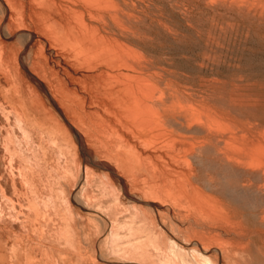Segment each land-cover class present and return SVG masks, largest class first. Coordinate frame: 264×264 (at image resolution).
<instances>
[{"label":"bare ground","instance_id":"obj_1","mask_svg":"<svg viewBox=\"0 0 264 264\" xmlns=\"http://www.w3.org/2000/svg\"><path fill=\"white\" fill-rule=\"evenodd\" d=\"M143 1L145 0L141 1L143 3V7L142 3H139V0H134V2L132 0V3L130 4L131 6L129 7L128 4L131 1L127 3V0H0V8L2 9L1 13H3L2 16L4 18H14L13 16H15V20L13 19V22L18 23L16 24L17 26L13 24V22H10L11 20L8 21L9 23H12L13 28H17L19 25V30H17V28L15 29L17 31H13V28L10 27V24H8L9 26L7 28H9V30L6 31V33H8L11 28V31L13 32H9L6 37L2 34L4 36V41H8V39L13 35L25 36L27 38L25 39L28 41L27 47L29 51H27L31 54L29 65H24L26 63L21 64L18 61L20 58L24 57V53L21 49L22 46L17 47L16 49L19 48L18 50H14L11 45L10 46L12 48L8 46V44H5V42L2 41V37L0 36V82L2 81L5 86L8 87L3 88V86L0 85V264L100 263L96 262V257L91 258L87 255V249L84 248L85 246L83 244L89 242L88 239H90V237L88 238V235L84 233L80 237L77 236L74 218L71 216V207L68 200L65 198V191L63 192L61 190L62 187H58L59 184H54L52 181L53 179L57 180L56 177H58L59 173L61 175H68L71 173L70 168L72 167H75V169L78 168L79 170V165L81 163L79 162L80 158L79 160L77 159V152L75 153V150H77L76 146V149H74L73 146H71L72 149L69 148L70 143L68 138L71 137L68 136L69 131L67 130V133L63 131L61 122L51 111L44 107L43 103H41L39 100L40 97L32 92L28 86V82L25 79L26 75L24 74L28 72L33 77V70H36V72L38 70L39 74L42 72L44 74H42V77H47V79L50 80L52 84H54L56 91L61 94V98L63 97L66 99L68 103H71L72 105L77 104V106H86L87 104L86 107H88L89 110H86L87 113L85 110H83L82 112H84V114L81 116L87 121V126L84 124L87 131L86 136H89L96 143V146L99 143L102 144L100 145L102 148L107 141L108 143L112 141L111 144H116L118 149L115 150V146L112 148L119 153L116 155L114 152V154L111 155L112 150L110 151L108 148L110 153L107 152L109 153L108 155L105 152L106 156L110 157L111 155L112 158L113 155H116V157L114 156L115 161L118 159L121 166H123V168L127 171L128 176L131 179L129 180L131 182V187L136 189L141 194L142 201H158L159 203L155 214H151L149 211L144 209L134 208L132 214L130 215L131 218L125 222H120L118 220V215L124 211V207L121 204V193L125 190V185L123 184L127 185L130 182L127 180L128 183H123L122 179H118L117 181H120V185L116 186L115 183H113L114 181H111L110 175H104V177L101 178L102 180L100 179L99 182L101 183V186L99 188L101 195L106 194L113 200L111 206L107 209L108 212L112 214V220L106 242V244L109 245L110 253L124 258L123 260L126 259L145 264H233L231 259L234 258L231 256L233 254L235 255V253H238V251L243 250L244 247H248L244 246L246 245L244 243H248L250 239H253L252 236H249V238L251 237L250 239L247 236L248 241L243 243L242 241L232 239L234 236L228 238V234L224 231V233L217 232L216 234H209L207 231L205 233L206 225L204 224L206 223L204 222H208L207 225H210V228H213L211 226H214V228H217V230H219L218 227H221L222 225L221 229L223 230V227H225L224 225H226L225 228H228L227 225L233 226L234 222L239 223L241 220L239 222L235 221L236 218L233 217V219H235L232 221L230 219V213H228V216V214H226L228 211L226 213L223 211L225 206L222 209V205L220 204L219 207L217 203H213L214 205H211L212 202H215L216 200L213 199L212 201L210 199V196H213V194L208 193L209 195L207 196V193L203 194V190L201 193L202 195H199L200 192L198 193L196 190L197 188L194 187L198 182L195 183L192 177V172L194 169L193 166L196 165V163L194 164L193 162L195 160H202V157L207 153H213L214 156L216 155L218 158L219 156H223L228 162H234L237 159H241L246 164L251 165L254 163V165L258 164V166H264V157L261 156L262 154H258V148L252 147L250 145L251 143L254 144L255 142H251L249 144L254 136L249 139L248 137L250 135L248 136V133H245L244 138L247 137L246 140L249 139L250 141L247 143V141L243 138L244 141H246L243 142L247 143L250 147H252L253 150V152H250L249 150H247L249 151L247 152L245 149H247L249 146H247V144L244 146V143L241 140H238L239 138L237 139L238 133L236 134V132H238V129L234 126L235 124L233 125L230 122H226L225 120L228 118H226V116V119L223 118V114L215 112L212 107L207 108L203 107L202 104L200 105V95H198V99H196L200 101V107L197 104V101H195V103L198 107L193 106L191 102H193V100L197 97L193 98L191 96L192 98H190L188 94L193 91L192 89L194 87V83H192V85L190 84L192 89L189 88V90H187L189 85L186 86V91H192L190 93H184L180 88L182 85L176 86L177 83L175 84L174 82L175 85L173 86L172 84L174 79L171 78V83L169 80L171 76L169 75L170 77H166V70L169 71V69H166L164 66L161 68L157 65L156 60L147 57L149 55L145 56L143 51L141 52L138 47L136 48L134 47L135 45L133 46L135 43L134 41L137 40L136 43H138L139 40L142 39H139L140 37H138L137 33V28L143 25L141 22L144 20L142 19V16V18L140 17V15L143 13L145 15L149 13L147 11H143V13L140 12L142 8V10L145 9V2ZM146 2H149V0ZM149 3L151 4V2ZM261 3H263V1ZM139 4H141V9H138ZM248 4L249 1H247V5ZM154 7L155 6H153V8ZM154 10L155 9L152 11L154 12ZM157 11L158 8H156L155 12L156 14H159ZM185 12L187 13V11ZM156 14L153 13L152 15L154 17L156 16L155 18L158 17L160 20V17L163 14L160 13L161 15L159 16ZM2 16L0 20H2ZM186 16L188 17V15L185 14V17ZM146 17L147 16L144 18L147 19ZM154 17L153 19L152 17L151 19L148 17L149 22L151 23H149L150 26H148L149 30L153 27H151V25L152 22L154 23ZM209 21L211 20L209 19ZM139 23H141V26ZM144 23L147 22L144 20ZM158 23H160V21H158ZM147 24L144 25L147 26ZM161 24L163 25L164 21H162ZM211 24L212 23H210V25ZM215 24L216 23H214V25ZM224 24L226 23L224 22ZM28 25H32L34 28L31 29V27H26ZM136 25H138L137 28H135ZM166 25L165 28H168L167 30H169V27ZM2 26L1 28L4 29ZM23 26L25 27L23 28ZM226 27H224V29ZM134 29L136 30L134 31ZM218 29L219 28L216 30ZM222 29L223 28H221V30L219 29L221 33L223 32ZM167 30L165 32H167ZM210 30H208L209 34ZM4 31L2 30V32ZM145 31L147 32L146 29ZM140 32L142 31L140 30ZM158 32L159 31H157V33ZM206 34L207 33H205V35ZM170 35L172 34L170 33ZM15 37H17V40H19L18 36ZM208 37H210V35ZM216 38L215 41H209L216 43ZM20 39H22V37ZM25 39L23 38V40ZM144 39H142L140 43H142ZM149 40L150 38H147V41ZM208 44L206 41V45ZM13 46L14 48L16 47L15 45ZM213 46L211 49H213ZM27 51L25 49V60L30 56H27L29 53L26 55ZM156 58L157 57H155V59ZM158 60L160 59L158 58ZM73 62L77 63L80 68H83V72L80 71L81 73H79L78 69L73 66ZM165 62L167 64L168 61ZM170 64L172 65L173 63ZM168 65L169 64H167V66ZM201 65L202 64H200V66ZM173 69H171L169 73L172 72ZM177 72L179 75L180 71L178 70ZM182 74L180 73L179 77H181ZM61 75H66L70 78L68 81H64V78L63 76L61 77ZM187 75L189 74H186V77ZM175 76L172 77L175 78ZM188 77L191 78L190 75ZM176 78L174 81L179 80L178 76ZM182 80H184V78L181 79V81ZM69 81L71 84L73 82L76 83V81H78V83H82V86L89 88L92 91V94H88L87 97L86 94L83 95L82 92H78L81 88L77 91L76 88L72 89L70 86L73 87L75 83L70 85L68 84ZM179 82L180 81H178V83ZM196 86L197 85H195V87ZM182 87L184 88V85ZM199 88H201V86ZM206 90L210 93L209 89ZM26 91H28L27 94ZM202 91L204 90L202 89ZM186 94L188 97L185 96ZM211 94H213V92ZM205 96L201 95L202 99ZM211 96L209 97L212 98ZM188 98H190V103L192 105L189 103L190 100ZM213 99L214 98H212V101ZM240 100L242 101V99ZM240 100H238V104L240 103ZM236 101L237 100L235 99L234 94H231L228 98V106L234 107L236 105ZM245 102L249 101L247 100ZM207 103L205 104L206 106ZM94 104L100 105V107H103L107 110L111 109L112 112L110 113L112 114L110 115L115 117L112 118L111 116V118L115 119L114 121H117V123L113 121L114 124H111L112 122L109 119L110 116L107 114L108 111L105 113L103 108H101L103 113H101V111L99 113L98 110L100 108L97 110L99 106L96 108L95 106L92 107ZM211 104L213 105V103ZM242 104H245V106L247 105L246 103ZM252 104L253 103L251 102V105ZM221 108H218V110ZM223 110L225 109L223 108ZM228 113H230V111ZM86 121H84V123H86ZM246 123L247 122L244 124ZM249 125L253 124L250 123ZM29 127H33L42 136L47 135L49 137V144H43L42 142L40 145H37L31 135ZM243 127L248 129L245 125ZM251 127H249L250 131ZM240 134H242L241 131ZM256 134L261 135L262 133L258 132ZM260 135H257V137H260ZM45 138L42 140L44 141ZM238 141H241L242 144L240 145L241 142L238 143ZM255 141L256 147L257 144L262 146V144L259 143L260 141L258 143L257 140ZM111 144L109 143L108 147L113 146ZM73 145H75V143ZM239 145H243L242 148L246 152L245 154H241V152L239 153ZM95 148L98 149L97 147ZM104 150H107L106 147H104ZM49 151L50 154H53L55 157L52 158L56 160V165L54 164L53 167L49 165ZM263 151L264 150H262V152ZM55 160L53 161L55 162ZM199 162L198 164H201V162ZM225 162L226 161H224V163ZM116 163L118 164V162ZM120 164H118V166ZM223 167L225 169V166ZM228 167L229 165L227 163V168ZM82 169L84 171L85 182L82 184L83 186L81 185L80 191H78L79 193L77 194L78 196L80 194L82 199L95 201L94 199L97 200V197L94 195L95 193L93 194V191H89L90 184L93 185V183L90 182L91 178L89 177V167L84 166ZM198 170L200 169L198 168ZM51 171L53 172L51 173ZM47 172H50L52 176L54 173L55 178H49L47 176ZM248 175H250L249 172ZM69 176V181L66 184L67 186L65 185L64 181V183H61L65 185V188L69 185L68 189L72 191L71 188L73 187L71 186L72 184L75 186V177L71 178V175ZM234 176L237 175L234 174ZM71 179L74 182L70 181ZM79 179L81 178L79 177ZM192 179L194 181V186L192 184ZM258 179L259 178H257V180ZM206 182L204 183L207 185L209 182ZM230 182L228 183L230 184ZM233 182H235V180ZM256 182L259 183V181ZM196 186L199 189L198 184H196ZM248 187H246V189ZM211 188L214 189L213 186H211ZM230 189L232 190V188ZM222 190H224V188H222ZM223 192L226 193V191ZM223 192L221 191V193ZM204 195H206V197ZM208 197V201L206 200L205 202L203 199H207ZM229 197L232 198L231 195ZM200 198H202V202L204 201L203 204H200L199 202V204L197 203L198 200L201 202ZM220 198L223 199L225 196H221ZM230 198L226 199L225 202H231ZM248 198L250 199V196H248L246 199L249 200ZM235 199H237V197H235ZM254 201L255 200L251 201L250 203H253ZM208 202H211L209 203L210 205H208ZM225 202H223V204ZM86 203L88 204V202ZM257 203L253 205L255 206ZM229 205L231 207V203ZM229 205H226L227 208ZM236 205L239 206L240 204H235V206ZM250 205L249 206L252 211L254 207L252 208L253 205ZM233 207H231V210L234 209ZM246 207L248 208V205ZM237 208L234 210L239 211L240 209L237 210ZM175 210H177L178 213H175ZM259 210L262 211V208ZM251 211L247 214H251ZM246 212L243 213L246 214ZM243 213L242 211L239 213L237 212L239 215L236 214V216H241ZM231 215L233 216L232 212ZM255 215H257V213ZM257 216L261 217V214H258ZM206 219H209L210 223L208 220L206 221ZM245 221L244 225L247 222ZM220 222L221 225L219 224ZM216 224H219V226H216ZM240 225L242 226V223L239 224V226ZM234 227H236V224ZM250 227H254V224L252 223ZM231 228L233 230V227ZM239 228L236 227L234 230L241 232ZM243 228L244 227H242V229ZM262 228H264V226H262ZM254 230L251 229V231ZM259 230H257V232ZM238 231L236 232L239 235L240 233ZM175 232H177V235H182L183 240H179L178 238L180 243L177 241V236L174 235ZM250 232L248 234H250ZM228 233H230V229ZM258 235H256L254 238H257ZM238 238L240 239V237ZM256 243L257 240L255 241V244ZM248 244L251 245L252 243ZM252 245L249 247L250 249L255 247L254 245L252 247ZM262 247L264 248V246ZM89 248L90 247H88V249ZM255 248L254 251L258 249ZM90 249L87 252L91 253ZM93 249L96 248L94 247ZM245 249L243 251L247 252ZM36 253L39 254L38 259ZM252 256L254 257L255 255ZM236 262L238 263L239 260ZM236 262L234 263L237 264ZM239 263L242 264V261Z\"/></svg>","mask_w":264,"mask_h":264},{"label":"rangeland","instance_id":"obj_2","mask_svg":"<svg viewBox=\"0 0 264 264\" xmlns=\"http://www.w3.org/2000/svg\"><path fill=\"white\" fill-rule=\"evenodd\" d=\"M130 1L127 0V3L130 2L128 4L129 7L131 6L130 4L132 3V0H130ZM141 1L142 0H139V3H142ZM146 1L147 0L143 1V2H145L144 3L145 9L142 10L143 9L142 8L143 7V3H142V7H141V4H139L138 9L142 8L140 10V12H142V13H143V11L144 12L145 11L149 12L146 15L144 13L143 14L140 13L141 14L140 17L142 16L143 18L142 17L141 18L144 19L148 24L150 23L149 22V18L151 19V17H152V19H153V17H154L152 14L153 13L156 14V12H155L156 8H158V11H157V12H159V14L157 13L158 16L161 15V14H163V15L165 14V15L164 16L162 15L160 17V20H159L158 17H157L158 20H157V18H155L156 16L154 17V20H153L154 23L152 22V25H151V27L153 26L154 28L152 27L153 29L151 28L150 29L151 31L148 29L149 28L148 26H150L151 23L148 25L147 23H144V20L142 22L140 21L143 25L147 24V26L144 25V29H143V25L141 26V23H139L141 27H138V25H139L138 24V25H136L135 28H137V27L140 28V29L137 28L138 37H140L139 39H141V38L142 39L145 38V39L142 42L143 44L140 43L142 41V39L141 40L138 39L139 40L138 43H136L137 40L134 41L135 43L133 44V46L135 45L134 47H136V48L138 47V49L141 52L143 51L145 56L149 55L147 57H150V58H153L154 60H156L157 65L160 66L161 68H163L162 66H164L166 69H169V71H171V69H173V67H174L173 71L170 72V73H169L168 70H166L167 73H168V74L166 73V77H170L171 76L170 79H169L171 81V78H173L175 80V78L178 76L179 80L174 81L172 79L173 80V84H172L173 86L176 83H177L176 86H180V85L183 86L184 85V88L182 86L180 87L181 90H183L184 93L185 92L186 93H188V92L190 93L192 90L194 91V92L192 91L190 94H188V96L190 98H192V97L193 98L197 97V98H195L194 100L192 99L193 102H191L190 98H188L190 100V101L188 100L189 103L191 102L194 107H198L196 105L195 101H197L198 105H199V102L201 101L200 105L202 104L203 107H207V108L208 107H210V108L212 107L215 112L222 113L224 115L223 116L221 114L223 118H225V116H226V118H228V119L225 120V121L226 122H230L233 125L235 124L234 126L238 129V132H236V134L238 133V137H237V139L239 138L238 140H241L242 142L244 141V139L246 140L247 137L244 138L245 133H248L247 134L248 136L250 135L248 137L249 139L254 136V138H252L253 140L251 139V141H250L248 139L246 141H247V143H248V141H250L249 144L251 142H255L256 143L255 140H257V143L260 141L259 143L262 144V146L257 144V147H256L255 143L254 144L251 143L250 145L252 147L258 148L257 149L258 150V154H262L261 156L264 157V151L262 152V150H264V148H263L264 147V144H263L264 141H261V140H264V138H263L264 137V102H263L264 101V14H263L264 13V0H210V1L209 0H176V1L175 0H149V2H151V4L149 2H146ZM247 1H249L248 5H247ZM259 1H261V2L263 1V3L259 2ZM133 2H134V0H133ZM146 4H147V6H146ZM153 6H155V7L153 8ZM152 8L155 9L154 12L152 11L153 10ZM181 9H182V11H181ZM211 9H214V10H211ZM1 10L2 9L0 8V14H1L0 15V19H1V16L3 14V13H1ZM150 11H152V12H150ZM185 11H187V13H189V14H187ZM182 12H185V13H182ZM195 12H196V14H195ZM185 14L188 15V17L187 16L185 17ZM220 14L222 15V17H221ZM144 15L147 16L146 17L147 19L144 18L145 17ZM215 15H217V16H215ZM13 17L15 18V16H13ZM3 18L4 17L2 16V20H0V36L2 37V41H4V36L6 37L9 32L11 33L13 31L19 30V25H18V27H17L18 29H17L16 27H14V28L12 27V23H9L10 20H11L10 22H13L14 18H12V17L4 18V19ZM161 18H162V20H161ZM187 18H188V20H187ZM218 18H221V19H218ZM155 19H156V21H155ZM209 19L211 21H209ZM217 19H218L219 23H218ZM229 19H231V20H229ZM4 21H5V23H4ZM150 21H152V20H150ZM158 21H160V23H158ZM162 21H164V24H163L164 26L161 24ZM224 22L226 24H224ZM166 23H167V25H166ZM186 23H188V24H186ZM210 23H212L213 25L212 24L210 25ZM214 23H216L215 24L216 26L214 25ZM8 24H10V27L13 28V29L11 28L13 31H11V29H10V31L8 33H6V31L9 30V28H7L9 26ZM13 24L16 25L18 23H16V22L14 23L13 22ZM155 24H157V25H155ZM29 25L26 26V27H31V29L34 28L32 25L31 26H29ZM165 25L169 27V30L174 31L176 34L174 32H172V31L167 30L168 28H165ZM220 25H222L224 27L227 26V27L224 29V27H222ZM231 25H233V26H231ZM1 26L4 27L5 31H4L3 28H1ZM189 26H190V28H189ZM24 27L25 26H23V28ZM145 27H147V28H145ZM170 27H171V29H170ZM229 27H231L232 29L229 28ZM174 28L177 29L178 31L175 30ZM217 28H219L220 30H221V28H223L224 30L222 29L223 32L221 33V31L219 29L216 30ZM15 29H17V30H15ZM25 29H27V28H25ZM145 29L147 30V32L145 31ZM207 29L208 30L211 29L214 33L210 30L209 31L210 34H209ZM2 30L5 33L2 32ZM135 30L136 29H134V31ZM140 30L142 32H140ZM148 30H149V32H148ZM153 30H155V31H153ZM166 30H167V32H165ZM157 31H159V32L157 33ZM168 31L172 35H170V33ZM203 31L205 33H207L208 36L210 35V37H208L207 34L205 35V33ZM227 31H229V32H227ZM139 33H141V34L143 33V34L141 35ZM197 34H199V35H197ZM15 36H18L19 40H17V37H15ZM1 37H0V39H1ZM21 37H22V39H20ZM214 37L215 38L217 37L216 38L217 39L216 43L215 42L214 43L211 42L212 40L215 41ZM23 38L25 39L26 37L25 36H19V35H13L11 38L8 39V41L5 40L4 42H5V44H8V46L11 45L14 50L17 47L22 46L21 49H22L23 53L25 54V49H26V51L28 50V47H27L28 41L26 40L27 38L25 40H23ZM147 38L148 39L150 38L151 41L150 40H149L150 42L147 41ZM209 40H211V41H209ZM144 41H145V43L147 42L148 44L147 43L145 44ZM206 41H207V44L210 42L209 43L210 45L209 44L206 45ZM22 42H25L26 44L22 43ZM217 44H218V46H217ZM13 45H15L16 47L14 48ZM141 45H143V46H141ZM211 45L212 46L214 45L213 49H211L212 48ZM18 49H16V50H18ZM28 51H27L26 55L29 53ZM146 51H147V53H146ZM151 51H152V53H151ZM24 54H23V56L25 57ZM151 55H152V57H151ZM153 55H154V57H153ZM206 55H207L208 58L206 57ZM27 56H29V58H28L29 60L26 58V60H27L26 61L24 59V57L21 56L22 58H20V60L18 62H20L21 64L26 63L24 65H27V64L29 65L31 54L29 53ZM161 56H163L164 58L161 57ZM155 57H157V58L155 59ZM172 57H174V58H172ZM158 58L160 60H158ZM161 58H162V60H161ZM205 58H207V59H205ZM164 60L169 62V63L167 62V64H169L168 66H167V64H166V62ZM170 63H173L172 65H174V66H172ZM200 64H202V65L200 66ZM73 66L78 69L79 73L83 72L82 71L83 68H80L77 63L73 62ZM180 69L181 70L183 69V70L181 71ZM178 70L180 71L179 75H178V72H177ZM34 71H35L36 74L34 73ZM174 72H176L177 74L174 73ZM180 73L181 74L182 73L183 74H185V73L189 74L191 78H189L188 77L189 75H187V77L189 78V80L187 81L188 78L186 77V74L185 75L182 74L181 77H179ZM32 74H33V77L28 72L26 74H24V75H26L25 79L27 80V82H28L27 84L30 87L31 91L34 92L35 94H37L40 97L39 100H40L41 103H43L44 107L47 110L51 111L57 117V119L61 122V126L63 127V131H65L66 133H67V130L69 131L68 132V136H71V137L68 138L69 143H70V147L69 148L72 149L71 146H73L74 149L77 148V150H75V153L77 152L76 153L77 154L76 155L77 159L79 160V158H80V160H79V162L81 163L79 165L80 172H79L78 168L75 169V167H72V168H70V172L71 173H69L68 175L67 174H62L61 175L59 173L58 177H56L57 180L53 179L52 181H53L54 184H57V185L59 184L58 187H60V188L62 187L61 190L63 192L65 191L64 192L65 193V198L68 200V202L70 204V207H71V211H72L71 212V216H72V218H74V225H75V230H76L77 236L80 237L84 233V234L88 235L87 236L88 238L90 237V239H88L89 242H86L85 243L86 245L83 244L85 246L84 248H86L87 251H89V249L91 248L90 249L91 253L86 251L87 255L89 257H91V258L96 257V259L95 258L94 259L96 260V262H98V263L100 262L99 264H145V263H138L136 261L134 262V261L126 260V259L123 260L124 258H121L120 256H118L116 254L110 253L109 245L106 244V242H107V234L109 232L110 224H111V220H112L111 219L112 218L111 217L112 214H110V212H108L107 209L111 206L113 200H112L111 197H109L106 194L105 195L104 194L101 195V191H100V188H99L101 186V183L99 181H100V179L102 177H104V175H108V176L110 175L111 181H114L113 183H115L116 186L120 185V181H117L118 179L119 180L122 179L123 183H125V182L128 183V181L131 180L129 178V176H128L127 171L123 168V166H121V164L118 161V159H116V161H115L114 156L116 157V155L119 153V152H117L115 150H117L118 147L116 146V144L115 145L111 144L112 141L109 142L111 145H113V146L110 145L111 147H108V145H109L108 141L106 142L107 144L103 143L105 145V146L103 145V148L100 147V145H102L100 143L99 144L97 143L98 145L96 146L95 145L96 143L89 136H86L87 135V133H86L87 131H86L85 127L87 126V121L84 120V117H81L82 114H84V112H82L83 110H85L86 113L89 110V108L86 107L87 104H86V106L85 105L77 106V104L72 105L71 103H68V101L66 99H64L63 97L61 98V94H59V92L56 91V89L54 87V84H52V82L50 80H48L47 77H44V76L42 77V74H43L42 72H40V74H39L38 70H37V72H36V70H33ZM62 76L64 78V81H68L69 78H70V77H68L66 75H61V77ZM172 76H175V78L172 77ZM198 77H199V79H198ZM183 78H184V80L181 81V79H183ZM193 78H195V79H193ZM214 80H215V82H214ZM178 81H180L182 83H180V82L178 83ZM186 81H187V84H186ZM194 81H196V82H194ZM49 82H51V83H49ZM174 82H175V84H174ZM74 83L75 82H73L71 84L70 81L68 82V84H70V85H73ZM171 83H172V81H171ZM192 83H194V87L192 86L193 89L190 87L192 85ZM0 85L3 86V88H8L7 86H5V84L2 81L0 82ZM50 85H52V86H50ZM82 85H83L82 83H78V81H76V83L73 86L74 88L72 86H70V87L72 89L76 88V91L81 88L78 92H80V93L82 92L83 95L86 94L87 97H88V94L91 95L92 91L89 88H86L85 86H82ZM188 85H189V87H188L187 90H189V88H191L192 89V90L190 89L191 91H186V88H187L186 86H188ZM195 85H197V86L195 87ZM200 86H201V88H199ZM199 89H201V90H199ZM202 89L204 91H202ZM206 89H209L210 93ZM197 90H199V91H197ZM88 91H90V92H88ZM204 92H206V93H204ZM212 92H213V94H211ZM27 93H28V91H26V94ZM231 94H234V97L237 100L236 101V105L234 107L228 106V98H229V96ZM198 95H200L199 96V100L200 101L196 100V99H198ZM201 95L202 96L206 95L205 97H203V99H204V101H206V99L208 101V99H209L208 103H207V101L206 102L203 101ZM185 96L188 97L187 94ZM209 96L214 98L213 101H212V98H210ZM238 98L242 99V101L240 99H238ZM246 98H247V100L249 102H245V101H247ZM238 100H240L239 102L241 104L240 103L238 104ZM251 102L253 103L252 105H251ZM206 103H207V106L205 105ZM211 103H213V105ZM242 103H246L247 105H250V106H247V105L245 106V104H242ZM200 105H199V107H200ZM214 105H215V107H214ZM94 106H95V108L99 106L97 108V110L100 108L98 110L99 113H100V111H101V113H103V111H105V113H106V111H108L107 114H109V116H110L109 119L112 122L111 124H114V122H115L114 120L115 119H112V118H115V117L113 115H110V114H112V113H110V112H112L111 109L107 110V109H105L103 107H100V105H97V104L92 105V107H94ZM216 106H219V107H216ZM221 106H222V108H221ZM29 107H30V105H29ZM85 108H88V109H85ZM101 108H103V111H102ZM218 108H221V109L218 110ZM223 108L225 110H223ZM215 109H217V110H215ZM109 110H111V111H109ZM77 111H79V112H77ZM223 111H224V113H223ZM229 111H230V113H228ZM232 114H233V116H232ZM111 116H112V118H111ZM233 118H234V120H233ZM84 121H86V123H84ZM238 121H240L242 123H240ZM60 122H59V124H60ZM245 122H247V123L244 124ZM248 122H250L253 125H249L250 123H248ZM115 123H117V121ZM242 124L247 126L248 129L243 127L244 125H242ZM248 125H249V127H251V126L253 127V128L251 127V131L249 130L250 128L248 127ZM257 126H258V128H257ZM84 128H85V130H84ZM237 129H236V131H237ZM255 129H256V131H255ZM29 130H30L31 135H32V137H33V139H34V141H35V143L37 145H40L42 142H43V144H45V143L49 144L48 143L49 137L47 135L46 136H42L33 127H29ZM240 131L242 132V134H240ZM253 131L256 132V133H258V132L260 133L261 132L262 134L261 135L260 134H256ZM239 134H240V136H239ZM257 135L258 136L260 135V137H257ZM82 136H84L85 138L82 137ZM86 137H87V139H86ZM43 138H45L44 141L42 140ZM246 141H244V142H246ZM240 142L238 141V143H240ZM242 142L240 143V145L242 144ZM74 143H75V145H73ZM247 143H244L243 145L245 146V144H247ZM240 145H239V148H240L239 153L241 152V154H243V153L245 154L246 152L242 148L243 145L242 146H240ZM75 146H76V148H75ZM114 146L116 147V148H114L115 150H113V148H112ZM247 146H249V145L247 144ZM247 146H246V148H247ZM95 147H97L98 149H96ZM104 147H106L107 150H108V148H109L110 151L112 150L111 151L112 152L111 155L114 154V152H115L116 155H113L112 158H111V155H110V157L106 156L105 152L107 153V152H109V150L105 151ZM249 147L247 149H245V147H244V149L246 151L249 150L250 152L251 151L253 152L252 147H250V148ZM260 148H262V149H260ZM118 151H120V150H118ZM249 151H247V152H249ZM102 153L105 154V155H103ZM109 153H107V154L109 155ZM49 154H50V151H49ZM49 154H48V156L51 159V160L49 159V163H50L49 165H51L53 167L54 164L56 163V160L52 158V157H54L53 154H50V155ZM212 154L213 153H207L205 156H203L202 160L201 159L199 160L201 162V164H198V162H199L198 160H195L196 162L195 161L193 162L194 164L196 163V165L193 164L194 165L193 166L194 169H193V172H192V177H193L195 183L198 182L196 184H198L199 189L196 186V184L194 186L193 179H192V184H193V186L195 188H197L196 189L197 192L198 193L200 192L199 195L202 193L203 190H204L203 194L207 193V196L209 194H213V196L212 195L210 196V199L212 201H213V199L214 200L216 199V200H215V202H212L211 205H214V204L217 203L218 207H219V204H220V205H222V209L225 206L223 211L225 213L228 211L226 214L230 213V216H231L230 219L232 221H234L235 218H236L235 221L239 222L241 220L242 222L241 221L240 222L242 223V226L241 225H240L241 227L239 226V224H241L240 222L239 223H237V222L235 223L234 222L233 226L227 225L228 228H225L226 225H224L225 227H223V230H222L221 229L222 225H221V222H220L219 224L221 225V227L219 226V224H216V226L220 227V228L218 227L219 230H217V228L215 229L214 226H211L213 228H210L209 227L210 225H207L208 222H204V223H206V224H204V225H206L205 226V233H206V231L209 234H211V233L212 234H216L217 232L218 233H224L225 232V233L228 234L227 235L228 238H230L231 236L232 237L234 236L232 239L242 241L243 243L248 241L247 236H248V238H249V236H252L253 239H250L251 238L250 237L249 238L250 242L248 241V243H252L258 249L253 247L252 244L251 245H252L253 248L250 249L249 247H251V245L248 244V243H244V244H246L244 246H248V247H244V249L245 248L247 249V250L245 249V251H247V252H244L243 251L244 249H243L241 251H238V253H235V255L233 254L231 257H233L234 259H231V262L233 264H235L234 262L239 260V262L242 261V264H246V263L247 264H264V254H263L264 248L262 247V246H264V231H263L264 228H262V226H264V220H263L264 219L263 218L264 217L263 216L264 215V213H263L264 212V203H263L264 202V187H263L264 186V174H263L264 173L263 172L264 171V169H263L264 166H261V165L258 166V164L254 165V163H252L251 165L250 164H246L241 159L240 160L237 159L236 161H234L235 163L233 161L228 162L223 156H219V158H218V156L216 157V155L214 156V154L213 155ZM208 156H209V158H208ZM52 159L55 160V162ZM222 159H223V162H222ZM50 161L53 162V163H51ZM224 161H226V162L224 163ZM116 162H118V164H120V165L118 166V164ZM202 163L203 164H207V165H203ZM209 163H211V164H209ZM227 163L229 165L228 168H227ZM221 164L223 166H225V169H224V167ZM84 166H88L89 170H90L89 177L91 179L90 178L89 179H90V182L93 183V185L90 184L89 191H91V192L93 191L92 192L93 194L95 193L94 195H95V197H97V200L94 199L95 201L82 199L80 197V194H79V196L77 194V193H79L78 191H80L81 185L85 182L84 171L82 169V168H84ZM198 168L200 170H198ZM238 169H240V170H238ZM194 170L197 173H195ZM231 170H233L234 172L231 171ZM52 172L53 171H51V173ZM74 172H76V173H74ZM248 172H249L250 175H248ZM254 172H255V174H254ZM51 173L47 172V176L49 178H53V177L55 178L54 173H53V176H52ZM77 173H78V176H77ZM233 173L236 174L238 177L234 176ZM198 174H199V176H198ZM66 175H67V177H66ZM69 175H71V178L75 177L74 178L75 179L74 185L76 187L73 186V184H72V186H71V187H73V188H71L72 191L68 189L69 185H68V187L65 188V185L69 181L68 180L69 179L68 177H70ZM59 176H60V178H59ZM194 176H195V178H194ZM244 176H246V177H244ZM79 177L81 179H79ZM242 177H244V178H242ZM253 177H254V179H253ZM77 178H78L79 181L77 180ZM206 178H208V179H206ZM255 178H256V180H255ZM257 178H259V179L257 180ZM59 179H60V181H59ZM238 179L239 180L241 179L240 180L241 182ZM215 180H216V182H215ZM232 180L233 181L235 180V182H233ZM63 181L65 182V185L62 184V183H64ZM70 181H72V179ZM76 181H78V182H76ZM206 181L209 182V183H207ZM217 181H218V183H217ZM256 181H259L260 184L258 182H256ZM72 182H74V181H72ZM204 182H206L208 186ZM220 182H221V184H220ZM228 182H230V184ZM241 183H243V184H241ZM129 184H130V186H129ZM211 184H213V185H211ZM123 185H125V190L122 191V193H121V204L123 205L125 212L123 211V213L118 215V220L120 222H125L126 220H129L131 218L130 215L132 214L134 208L144 209V210L149 211V213H151V214H155V211H156V209L158 207V204H159L158 201L157 202L153 201L154 203L152 201H148V202L147 201H142L141 194L136 189L131 187V182L128 183L127 185L126 184H123ZM232 185H234V186H232ZM211 186H213L214 189H212ZM214 186H216L218 188H216ZM229 187L232 188V190ZM233 187H234V189H233ZM235 187H237V188H235ZM246 187H248V188L246 189ZM91 188H92V190H91ZM222 188H224V190H222ZM251 188H252V190H251ZM239 189H241V190H239ZM221 191L222 192L226 191V193L223 192L224 193L223 194V193H221ZM242 191H243V193H242ZM68 192H69L70 195L68 194ZM226 195H228V196H226ZM230 195H231L232 198L234 196L237 197V199H235V197H234L233 201H232V198L229 197ZM247 195L250 196V199L248 198L250 201L246 199L248 197ZM254 195H256V196H254ZM204 196L206 197V195H204ZM221 196L222 197L225 196V198L221 199L220 198ZM259 196H260V198H259ZM78 197H80V198H78ZM242 197H244V198H242ZM202 198H200L201 202H202ZM229 198H230L231 202H229V201L225 202V200L229 199ZM208 199H209V197L207 199H203V200L206 202V200L208 201ZM252 199L255 200V201L253 203H250L251 201H253ZM245 200L248 201L249 204ZM91 201L93 202V205H92ZM86 202H88V204ZM198 202L200 204H203V202L201 203L199 200L197 201V203ZM223 202H225V203L223 204ZM227 202H228V204H227ZM235 202H237V203H235ZM257 202H259V203H257ZM209 203H211V202H208V205H210ZM230 203H231V207L235 206V204H238V205L240 204L239 206H237V205L235 206L236 208L238 207L237 210H239V209L240 210L239 211L234 210V209H236L235 207H233L234 209L231 210V207L229 205ZM255 203H257L255 205L257 208L253 205ZM261 203H263V204H261ZM250 204L253 205L252 208L254 207L253 208L254 211L253 210L251 211V209H250L251 205ZM205 205H204V207H205ZM226 205H229L230 208L229 207L227 208ZM247 205H248V208L246 207ZM259 206H260V208H259ZM261 208H262V211L259 210ZM240 211H242V213L246 212V211L247 212H246V214L243 213L244 216H243V214L242 215L240 214L241 216H236L237 212L239 213ZM250 211L252 212L251 213L252 216H251V214H247V213H250ZM231 212H232L233 216L231 215ZM175 213H178V211L175 210ZM256 213H257V215L261 214V217H258L257 215H255ZM237 215H239V214H237ZM228 216H229V214H228ZM233 217H235V218L233 219ZM237 217L240 218V219H238ZM245 218H248V219H245ZM176 219H177V217H176ZM207 220L209 221V219H206V221ZM251 220H253V221H251ZM244 221L246 222L245 225L249 226V224H250V226H251L252 223H253L254 227L245 226L244 225ZM215 222H217V221H215ZM209 223H210V221H209ZM235 224H236L237 228L240 227L239 230H241L242 233L240 231H238V230H234L236 228V227H234ZM211 225H212V223H211ZM229 226H230V228H229ZM231 227H233V230H232ZM242 227H244L245 229L244 228L242 229ZM249 228H250V230H249ZM229 229H230V233H228ZM251 229H253V230L255 229L254 231L256 233L254 231H251ZM256 229L257 230L260 229V230L257 232ZM220 230H222V231H220ZM236 231H238L240 234L238 235V233ZM248 231L249 232L251 231L250 234H248L249 233ZM233 232H235V233H233ZM176 233L177 232H175L174 235L177 236V241H178V238H179V240L180 239L183 240L182 235L181 234L177 235ZM256 235H258L257 238H254ZM242 236H244V237H242ZM238 237H240V239ZM243 238H245L246 240L243 239ZM258 238H259V240H258ZM256 240H257V243L255 244ZM87 243H88V247H90L89 249L87 247ZM178 243H180V242L178 241ZM94 247L96 249H93ZM254 248L256 249V251H254ZM249 249H250L251 255H250ZM257 251H258V253H257ZM252 253H254V254H252ZM236 254H237V258H236ZM260 254H262V255H260ZM36 255H37V259H38L39 258V254L36 253ZM243 255H245V256H243ZM252 255H255L254 256L255 258ZM118 257L121 258V259H119ZM239 262L238 263L236 262V263L240 264Z\"/></svg>","mask_w":264,"mask_h":264}]
</instances>
